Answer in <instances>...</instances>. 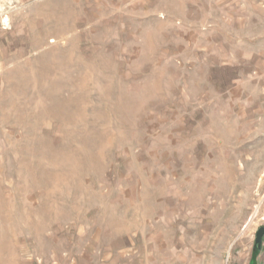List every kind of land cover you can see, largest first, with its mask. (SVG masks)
<instances>
[{
  "label": "rangeland",
  "instance_id": "1",
  "mask_svg": "<svg viewBox=\"0 0 264 264\" xmlns=\"http://www.w3.org/2000/svg\"><path fill=\"white\" fill-rule=\"evenodd\" d=\"M262 225L264 0H0V264H264Z\"/></svg>",
  "mask_w": 264,
  "mask_h": 264
},
{
  "label": "water",
  "instance_id": "2",
  "mask_svg": "<svg viewBox=\"0 0 264 264\" xmlns=\"http://www.w3.org/2000/svg\"><path fill=\"white\" fill-rule=\"evenodd\" d=\"M263 239H264V225H262V227L259 228V230L256 233V239H255V243H256V247L258 249H262L263 246Z\"/></svg>",
  "mask_w": 264,
  "mask_h": 264
},
{
  "label": "trees",
  "instance_id": "3",
  "mask_svg": "<svg viewBox=\"0 0 264 264\" xmlns=\"http://www.w3.org/2000/svg\"><path fill=\"white\" fill-rule=\"evenodd\" d=\"M256 251H257V249H256ZM256 253H257V252H256ZM255 255H256V254H254L253 259L255 258ZM254 260H255V259H254Z\"/></svg>",
  "mask_w": 264,
  "mask_h": 264
}]
</instances>
